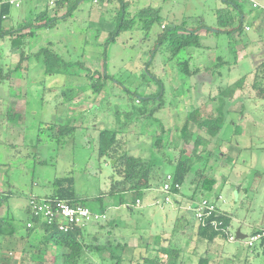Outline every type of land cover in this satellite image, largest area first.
Segmentation results:
<instances>
[{
  "label": "rangeland",
  "instance_id": "rangeland-1",
  "mask_svg": "<svg viewBox=\"0 0 264 264\" xmlns=\"http://www.w3.org/2000/svg\"><path fill=\"white\" fill-rule=\"evenodd\" d=\"M233 1L239 5V10L234 12L244 16L240 41L231 40L234 35L229 36L226 32L208 36L202 32L204 43L212 48L198 50V59L209 66L217 63L218 56L229 61L215 69L223 72V76L217 73L185 76L181 73L177 58H171L165 43L162 47L155 45L154 33L160 30L159 23L154 25L148 38L142 39L146 35L139 30L125 31L116 40L106 43L109 32L104 30L98 35L96 21L103 16L104 21L111 22L121 11V0H113L101 8L91 0H84L73 14L61 18L57 25L38 28L27 53L37 52L54 41L56 52L66 61H85L89 71H104L111 79L100 96H95L85 84L88 70L71 65L65 73H46L43 56H39L31 59L25 78L20 71L14 72L12 82L0 84V190L44 195L51 192L54 178L73 175L77 191L88 198L87 205L99 211L95 198L107 189L113 173L111 160L100 157L96 148V138L104 128L120 129L128 141V151L157 163L159 175L173 170L174 164L169 158H178L179 149L165 148L163 153L155 152L154 134L166 128L165 139L178 135L179 132L174 130L182 126L187 112L199 105L201 98L216 86L227 85L253 71L255 59L264 49V0ZM253 1L259 6L254 7ZM47 4L49 0H21L20 7L12 5V18L4 24L14 27L17 25L14 19L18 16L26 17L44 9ZM148 4L161 5L166 21L189 19L190 27L202 24L217 31L220 26L215 9L225 2L130 0L126 8L133 12ZM50 13H53L52 9ZM238 16L231 27L240 26ZM4 43L3 52L8 54L6 62L16 65L19 56L10 54L7 39ZM233 44L238 49L237 59ZM146 67H149L148 71ZM63 91L67 93L64 95ZM153 93L162 94L156 102L162 103L163 108L154 115H139ZM140 97L145 100L143 103L135 101ZM244 102L243 113L241 99L229 106L219 136L212 145L202 147L222 143L221 151L230 156L228 160L220 161L217 154L208 160L204 153L203 161L195 159V168L206 162L213 165L212 172L218 177L215 189L222 196L219 204L234 216L231 232L236 233L240 228L243 233L250 234L254 229L264 227V98L246 97ZM147 105L154 106L152 102ZM217 107L218 101L209 102L203 106V111L216 116ZM224 109L226 111V107ZM52 123H71L79 128L59 142L58 130L51 128ZM40 127H44L42 132ZM186 148L184 157L192 153L193 144H186ZM156 182L153 177L151 183ZM183 190L188 191L187 185ZM164 196L160 187L158 191H148L136 206L131 202L130 194L124 195L126 201L120 205L110 204L118 201L119 196L104 199L109 218L116 219L121 226L117 232L131 236V244L136 246L135 252L128 255L131 264H139L137 260L146 255L142 241H149L146 238L150 235L156 245L162 238L163 244L183 247L185 251L189 249L190 244L187 245L185 239L188 230L180 219L188 210L186 206L179 207L174 200L166 202ZM176 197L180 199V195ZM25 205V197L14 195L0 208V215L14 216L23 223L27 218ZM187 217L192 216L187 213ZM32 242L37 243V240ZM10 253L12 257L22 254L18 250ZM158 255L164 263L165 254ZM211 256L212 264H242L241 260L247 258L254 264L260 263L244 240L219 241L211 247ZM52 260H57L55 255ZM188 260L189 264H196L197 256ZM22 264L32 263L23 259Z\"/></svg>",
  "mask_w": 264,
  "mask_h": 264
},
{
  "label": "trees",
  "instance_id": "trees-1",
  "mask_svg": "<svg viewBox=\"0 0 264 264\" xmlns=\"http://www.w3.org/2000/svg\"><path fill=\"white\" fill-rule=\"evenodd\" d=\"M83 1L55 0L53 6L47 4L44 9L35 11L26 17L18 16L21 21L16 26L9 27L4 22L12 18V5L8 0H0V84L12 82L15 76L14 72L20 71L21 76L25 78L30 68L31 59H36L39 56H43V66L46 73H65L64 71L71 65L89 71L90 68L87 67L85 61H66L62 58L56 52L54 41L41 47L37 52L27 53V47L32 38L36 36L38 28L57 25L61 18L66 19L73 14ZM91 1L101 8L113 0ZM121 1V11L113 16L111 22L104 21L103 16L96 21L99 25V28L96 29L98 35L104 30L109 32L106 43L116 40L119 34L125 31L139 30L146 35L142 39L148 38L154 25L159 23L160 30L154 33L155 45L162 47V44L165 43V47L171 53V58H177L176 64L181 73L185 76H196L202 73L214 75L217 73L223 76V72L215 71V69L225 66L229 61L218 56L217 63L213 67L209 66L198 59L200 56L198 50L212 48V46L204 43L202 32L205 33V36L226 32L229 36L234 35L231 40L240 41L244 16H238L234 12L235 9L239 10V5L236 2L223 0L225 5L215 9V15L220 26L216 31L202 24L190 27L187 24L189 19L180 22L166 21L162 15L163 8L161 5L148 4L133 12H128L126 6L130 0ZM51 9L53 13H50ZM64 10L66 12H63ZM235 16H238L240 26L231 27L235 22ZM6 39L10 54L19 56L16 65L6 62L5 58L8 54L3 52ZM232 48L237 59L238 49L235 48L234 44ZM152 51L150 50V54H153ZM97 60L100 62V59ZM255 60L257 62L253 71L227 85L222 84L213 87L214 89L207 92L201 98L200 104L187 112L182 126L174 130V132H179L178 135L165 139L166 128H162L161 131L154 134L153 147L155 152L163 153L165 148L179 149L178 158H169V162L174 164V169L171 171L159 175L157 163L149 158L129 152L128 141L120 129L104 128L100 130L96 138L98 155L111 160L113 168L107 189L102 192L101 196L95 198L100 207L99 212L107 215L105 219L87 224H72L67 231H63L60 230L57 223L42 220L32 213L28 205V200L32 196L65 200L71 205L88 206V198L83 197L77 191L76 179L73 175L54 178L51 192L44 195L0 190V208L10 197L17 195L26 198L25 210L27 212V218L23 223H20L21 220L14 216L0 215V235L2 238L0 240V264H22L23 259L30 260L32 264H131L128 255L135 252L136 246L131 244V236L117 232L120 224L117 223L116 219L109 218L104 199L119 196L118 201L110 204L120 205L126 201L124 195L130 194L131 202L135 205L138 200L142 201L145 198L148 191L153 189L158 191V188L163 187L168 173L174 176V183H179L180 188H176L173 184L168 191H164V198L169 195L179 207L185 206L188 202H199L202 198H207L216 204V210L206 219L205 225L199 222L190 211H187L192 216L190 219H188L187 213L180 216L181 222H184L185 228L188 230L187 238H185L187 245L190 244L188 250L185 251L183 247L172 246L170 243L163 244L164 239L162 238L159 245H156L154 239H150L152 236L150 235L146 238L149 241H142L146 255H141L137 262L139 264H189L188 259L194 255L197 256L196 264H212L211 247L219 244V241L226 243L229 240L234 216L232 213L223 210L219 204L220 193L215 191L218 177L212 172L213 165L210 162L202 163V166L198 168H195V165L197 160L203 161L205 156H207L206 159H210L215 154L220 157V161L224 158L227 161L230 156L221 151L222 143H216L213 147H202L212 145L213 140L219 136L225 122V115L230 111L229 106L231 104L241 99L243 101L241 110L243 113L246 109L244 102L246 97L264 98V49ZM144 64L148 63L145 62ZM146 69L148 71L149 67ZM85 75L87 77L85 84L95 96H100L108 80L111 79L108 73L101 70L99 72L98 69L95 72L89 71ZM66 93L63 91L64 95ZM161 96L162 94H151L147 98L146 107L139 111V115H154L163 108L162 103L156 102V99ZM135 101L143 103L145 100L140 97V99L136 98ZM213 101H218V114L216 116L208 113V111H203V106ZM151 102L154 104L152 107L147 105ZM53 127L58 130L56 136L59 138V142L62 141L61 139L73 135L79 128V126L71 123H52L51 128ZM43 129L44 127H40V132ZM170 130L172 131V129ZM174 132L172 131L171 134ZM190 143L193 144L192 153L184 157L183 153L187 149L186 144ZM153 177H156L157 182L152 184L151 179ZM185 185H187L188 191L183 190ZM177 195L183 199H178ZM214 221L218 223L217 226L213 224ZM29 222L32 223L31 226H28ZM256 231L258 230L252 232ZM33 240H37V243H33ZM236 240L244 239L237 238ZM200 247H202V251ZM249 248L253 250L255 255L264 256V242ZM9 250L10 252L18 250L22 254L19 257H12V254L8 252ZM159 253L165 254L164 263H161ZM53 255L56 256L57 260H52ZM241 261L242 264H254L249 258Z\"/></svg>",
  "mask_w": 264,
  "mask_h": 264
},
{
  "label": "built area",
  "instance_id": "built-area-1",
  "mask_svg": "<svg viewBox=\"0 0 264 264\" xmlns=\"http://www.w3.org/2000/svg\"><path fill=\"white\" fill-rule=\"evenodd\" d=\"M11 5L15 7L21 6V0H8ZM97 1V0H95ZM55 0H49V5L53 6ZM253 6H259L256 1ZM173 184L176 188H180L179 183H174V176L171 173L166 175V181L162 187L163 191H168ZM221 195L219 199H221ZM140 200H138L139 202ZM165 201H171V197L167 195ZM28 205L33 214L39 216L42 220L48 222H55L58 224L60 230L67 231L72 224H87L98 220H103L107 217L106 213L95 211L92 208L84 205H71L65 200H52L44 197L37 198L32 196L28 200ZM186 209L190 211L194 217L203 225L206 224V219L212 215L216 210V204L210 199L202 198L199 202H188L185 204ZM215 226L218 225L216 221L213 222ZM32 223L29 222L28 226ZM237 239L236 233H229V240L235 241ZM245 243L249 247L264 242V229H259L252 232L244 238Z\"/></svg>",
  "mask_w": 264,
  "mask_h": 264
},
{
  "label": "crops",
  "instance_id": "crops-1",
  "mask_svg": "<svg viewBox=\"0 0 264 264\" xmlns=\"http://www.w3.org/2000/svg\"><path fill=\"white\" fill-rule=\"evenodd\" d=\"M5 1H7V0H5ZM254 2V1H253ZM14 20H17L16 21V24H18L20 21H21V18L20 17H18V18H16V19H14ZM215 191L216 192H218V190L217 189H215ZM219 193V192H218ZM178 196V195H177ZM180 198H182L181 196H180ZM183 199V198H182ZM259 229H264V227H259V228H256V229H254V230H259ZM242 230V229H241ZM259 257V264H264V256H258Z\"/></svg>",
  "mask_w": 264,
  "mask_h": 264
},
{
  "label": "water",
  "instance_id": "water-1",
  "mask_svg": "<svg viewBox=\"0 0 264 264\" xmlns=\"http://www.w3.org/2000/svg\"><path fill=\"white\" fill-rule=\"evenodd\" d=\"M247 235H248V234L243 233L242 230H241L240 228L237 229V231H236V237H237L238 239H244V238L247 237Z\"/></svg>",
  "mask_w": 264,
  "mask_h": 264
}]
</instances>
